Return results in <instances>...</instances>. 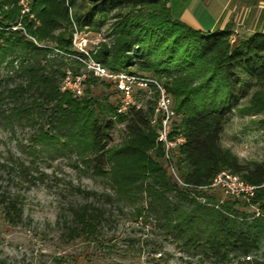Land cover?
<instances>
[{
  "label": "trees",
  "instance_id": "1",
  "mask_svg": "<svg viewBox=\"0 0 264 264\" xmlns=\"http://www.w3.org/2000/svg\"><path fill=\"white\" fill-rule=\"evenodd\" d=\"M168 1L31 0L29 18L20 14L17 0H0V67L7 69L0 77V120L10 129L35 125L29 137L34 168L44 153L71 156L82 170L103 178L104 191L74 189L76 198L61 222L64 243L101 245L103 228L114 222L113 210L126 209L133 221L150 223L164 238L213 264H264L256 257L264 243V185L248 203L230 197L219 202L207 187L220 171L254 186L264 183V159L240 163L220 144L224 125L248 91L246 110L260 116L256 123L264 130V31L234 38L232 22L205 31L192 28ZM108 21L112 43L100 45L92 57L112 72L134 74L128 68L137 66L162 83L175 114L170 136L182 138L170 158L183 185L161 165L156 126L149 124L155 95L118 113L119 103L88 88L80 96L60 89L65 59L46 45L76 54L70 26L97 31ZM16 24L20 29H11ZM73 66L74 76L78 66ZM116 124L123 125V135L111 145ZM16 164L23 175L28 168ZM2 174L6 184L16 179L11 166L0 162V218L17 226L21 204L3 185ZM249 205L262 216L253 217ZM53 264L80 263L54 258Z\"/></svg>",
  "mask_w": 264,
  "mask_h": 264
},
{
  "label": "rangeland",
  "instance_id": "2",
  "mask_svg": "<svg viewBox=\"0 0 264 264\" xmlns=\"http://www.w3.org/2000/svg\"><path fill=\"white\" fill-rule=\"evenodd\" d=\"M30 1L17 0L16 4L21 15L27 14L32 18L28 13ZM232 2L233 0H169L168 4L172 5L177 17L183 11L192 23L205 31L218 27L221 13L228 9ZM109 22L97 31L78 30L70 26L71 45L76 54L58 52L50 43L39 44H45L51 48L53 55L65 59L62 68L66 71L60 85L67 79L66 82L73 89L72 84L77 85L75 82H79V94L72 92L75 96L82 95L83 89L88 88L94 95L105 96L112 103H120L121 96L114 86L91 74L84 64V61L89 59L96 61L92 54L101 47L100 45L105 44L108 47L112 43ZM15 28L20 29L19 24L11 27ZM235 29L234 38L247 32L240 26L233 27V30ZM56 34L57 31H54V35ZM31 41L35 43L32 38ZM72 61L75 62V67L78 66L74 76L69 69L74 67ZM128 70L135 72L132 75L154 79L163 87L159 80L139 71L137 66H131ZM119 72L126 74L125 70ZM6 73L7 69L2 65L0 77L4 78ZM91 80L96 82L91 84ZM65 90L70 91L68 87ZM250 92L244 93V97L224 125L220 137L222 148L228 149L240 163L260 162L264 159V130L256 123L260 116L252 115L246 110ZM153 95H155L153 88L139 90L134 87L131 101L137 106H143L146 100H152ZM170 100L172 106V99ZM34 129L35 125L28 123L14 124L10 129L0 120V162L7 167L11 166L16 178L6 184V177L2 174L3 185H7L17 196L22 213L21 223L17 226H9L0 218L2 264H53L54 258H62L69 263L76 261L80 264H213L208 259H201L192 250H185L164 238L162 231H157L150 223L133 221L128 217L126 209L121 212L113 210L114 222L103 228L99 240L101 245L61 241L59 234L62 217L67 204L76 198L74 189L78 187L101 192L105 190V184L103 178L92 176L82 170L71 156L61 157L55 154L50 157L44 153L45 160L37 162L34 168L29 154L32 147L29 137ZM122 135L123 125L116 124L111 131V145H117ZM38 147L35 145L34 148L38 150ZM160 161L164 166L163 160ZM18 162L28 168L23 175L17 173L15 165ZM211 193L219 202L227 199L220 190L214 189ZM256 257L264 260V243L261 244Z\"/></svg>",
  "mask_w": 264,
  "mask_h": 264
},
{
  "label": "built area",
  "instance_id": "3",
  "mask_svg": "<svg viewBox=\"0 0 264 264\" xmlns=\"http://www.w3.org/2000/svg\"><path fill=\"white\" fill-rule=\"evenodd\" d=\"M79 50L81 49L79 48ZM84 64L91 74L111 83L115 90L120 94V103L117 108L118 113L124 112L129 105L137 106L131 101L132 89L134 87L139 90L148 87L155 90L156 98L152 107V115L149 124L151 126H156V142L162 147V158L167 173L178 185H183L172 166L170 158L171 153L176 146L182 142V138L179 135L170 136V123L175 114L171 106V100L165 92V89L154 79L145 76L125 74L123 72H112L92 59H89L86 62L84 61ZM66 80L67 79L64 80L60 89L65 90L68 87L71 92L79 94V82H75L77 85L72 84L74 87L72 89L69 87V83L66 82ZM263 185L264 183L260 186H254L243 182L235 174L228 171H220L212 177L207 187L213 190H220L226 197L242 200L248 203L254 196L255 189ZM249 210L253 217L262 216L261 211L255 206L249 205ZM247 259L248 257H245V260Z\"/></svg>",
  "mask_w": 264,
  "mask_h": 264
},
{
  "label": "crops",
  "instance_id": "4",
  "mask_svg": "<svg viewBox=\"0 0 264 264\" xmlns=\"http://www.w3.org/2000/svg\"><path fill=\"white\" fill-rule=\"evenodd\" d=\"M178 16L190 27L199 29V26L192 23L185 12L181 11ZM219 22L218 28H222L227 22H232V28L240 26L248 33L255 29L264 31V0H233L231 6L221 13ZM234 32L236 33V29Z\"/></svg>",
  "mask_w": 264,
  "mask_h": 264
}]
</instances>
